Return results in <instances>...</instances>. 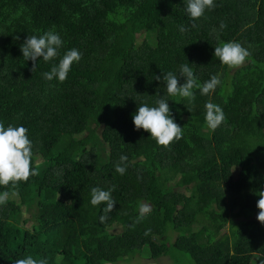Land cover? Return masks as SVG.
Instances as JSON below:
<instances>
[{
    "label": "trees",
    "instance_id": "obj_1",
    "mask_svg": "<svg viewBox=\"0 0 264 264\" xmlns=\"http://www.w3.org/2000/svg\"><path fill=\"white\" fill-rule=\"evenodd\" d=\"M50 30L64 47L53 61L37 58L33 70L21 45ZM227 41L248 49L241 66L214 57ZM71 48L82 55L68 78L46 81L42 73ZM185 63L201 84L219 74L215 92L194 89V101L167 96L155 76H179ZM162 95L183 128L168 146L133 123L139 104L154 106ZM208 101L225 114L215 130L204 120ZM0 122L28 129L39 169L0 206V264L28 255L48 264H115L138 255L170 256L173 264H264L257 219L264 0H215L195 21L184 0H0ZM121 155L128 157L124 175L115 172ZM113 186L117 202L100 223L105 205L90 204V189ZM140 202L151 211L138 220Z\"/></svg>",
    "mask_w": 264,
    "mask_h": 264
},
{
    "label": "clouds",
    "instance_id": "obj_2",
    "mask_svg": "<svg viewBox=\"0 0 264 264\" xmlns=\"http://www.w3.org/2000/svg\"><path fill=\"white\" fill-rule=\"evenodd\" d=\"M185 11L193 21L203 17L206 11L215 7V0H184ZM227 25L221 21L219 28L224 29ZM187 29L184 25L179 26L181 33ZM65 41L59 32L50 30L42 35H28L21 45V51L24 61L31 60L34 63V69L37 58H41L47 63L55 60L59 55V50L64 47ZM81 52L76 48L68 49L59 58L58 63H54L49 71L42 73L46 81L56 80L63 83L71 71L73 63H79ZM249 56L248 49L242 46L238 41L222 42L215 47L214 57L218 58L220 63L229 68L238 67L245 63ZM184 77L185 82L180 83L179 77ZM156 80H162L165 84L167 96L187 98L194 101L196 92L207 96L215 92L221 84L219 74H213L202 84L197 82V76L190 64H181L179 67V76L172 71L163 72V76H155ZM168 99H157L154 106L147 103L138 105L133 115V123L137 131L143 129L150 133L158 145L168 146L174 140H179L183 135V128L178 125L170 112ZM204 120L208 129L215 130L225 119L223 109L211 101L204 105ZM33 142L28 135V129L23 125L8 124L7 126L0 122V186H10L9 190L0 191V206L8 203L11 197L16 195L15 189L20 182H26L31 176L39 174L38 167L33 163ZM127 155H121L119 162L115 165V172L124 175L127 171ZM115 186L104 189L101 187H92L90 189V204L99 206L105 205L102 209L103 215L99 217L100 223L108 219V214L112 212L115 201L112 192ZM259 200L257 208L260 210L257 215L259 222L264 223V190L258 191ZM151 211V205L140 202L138 205V217L142 219ZM148 232H145L147 235ZM14 264H48L46 259L37 260L28 255L25 258L16 259Z\"/></svg>",
    "mask_w": 264,
    "mask_h": 264
},
{
    "label": "rangeland",
    "instance_id": "obj_3",
    "mask_svg": "<svg viewBox=\"0 0 264 264\" xmlns=\"http://www.w3.org/2000/svg\"><path fill=\"white\" fill-rule=\"evenodd\" d=\"M33 211V210H32ZM31 211V212H32ZM24 218H31L30 212L24 213ZM31 223V222H29ZM200 225H196L195 229L197 230ZM230 228V226H229ZM228 226L223 230V233H229ZM173 259L170 256H162L158 259H152L148 255H138L136 257H131L130 259L121 260L115 264H173Z\"/></svg>",
    "mask_w": 264,
    "mask_h": 264
}]
</instances>
